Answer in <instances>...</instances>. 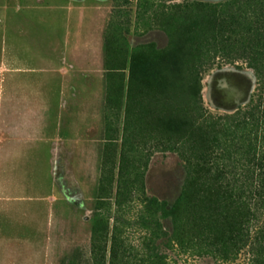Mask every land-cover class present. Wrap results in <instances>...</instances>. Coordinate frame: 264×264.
Masks as SVG:
<instances>
[{
	"label": "rangeland",
	"instance_id": "374dc122",
	"mask_svg": "<svg viewBox=\"0 0 264 264\" xmlns=\"http://www.w3.org/2000/svg\"><path fill=\"white\" fill-rule=\"evenodd\" d=\"M194 1L225 0H62L55 21L36 23L25 22V0H0V264H103V236L91 247L95 216L109 221V233L118 219L128 264H152L157 255L164 264H264L263 244L253 246L264 233L260 204L233 243L213 239L198 220L176 228L142 202L146 196L166 209L175 203L186 179L176 152L149 154L143 186L135 179L140 151L129 154L115 214L123 114L106 100L104 36L109 24H122L127 62L133 48L165 49L168 36L158 24L172 5ZM125 86L126 77L124 95ZM255 88L246 64L215 65L202 75L203 110L231 114ZM233 158L221 152L217 163Z\"/></svg>",
	"mask_w": 264,
	"mask_h": 264
},
{
	"label": "trees",
	"instance_id": "16d2710c",
	"mask_svg": "<svg viewBox=\"0 0 264 264\" xmlns=\"http://www.w3.org/2000/svg\"><path fill=\"white\" fill-rule=\"evenodd\" d=\"M120 25L109 24L104 36L106 100L123 114L115 214L122 210L121 176L129 154L140 151L137 165L141 171L135 179L143 186L149 154L169 150L185 163L186 179L177 200L168 209L146 196L142 202L170 217L176 228L198 220L214 232L213 239L239 241L252 219L253 205L264 207V0L174 4L158 24L168 36V46L162 50L133 48L128 62L118 33ZM238 62L253 71V95L231 114H207L200 95L202 75L215 65ZM115 89L118 94L113 98ZM221 152L235 159L220 166ZM228 207L232 212H227ZM100 222L93 217L91 247L96 249L98 234L102 235L103 264H128L123 257L125 248L118 241V219L113 220L110 233L109 221ZM263 237L261 231L254 237L255 248L263 244L264 250ZM157 256L152 264H164Z\"/></svg>",
	"mask_w": 264,
	"mask_h": 264
},
{
	"label": "crops",
	"instance_id": "0c3cea01",
	"mask_svg": "<svg viewBox=\"0 0 264 264\" xmlns=\"http://www.w3.org/2000/svg\"><path fill=\"white\" fill-rule=\"evenodd\" d=\"M62 0H25V22H48L55 21L56 11L61 7ZM35 12V13H32ZM37 11V12H36ZM47 15H53L54 18L46 21ZM38 16L42 19H32L29 17Z\"/></svg>",
	"mask_w": 264,
	"mask_h": 264
}]
</instances>
